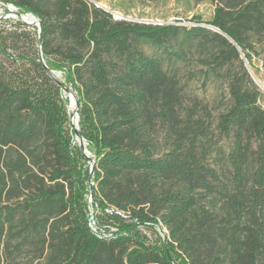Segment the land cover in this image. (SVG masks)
Here are the masks:
<instances>
[{
    "label": "trees",
    "instance_id": "trees-1",
    "mask_svg": "<svg viewBox=\"0 0 264 264\" xmlns=\"http://www.w3.org/2000/svg\"><path fill=\"white\" fill-rule=\"evenodd\" d=\"M0 1L41 21L94 160L36 28L0 19V264H264V109L244 65L264 53V0H209L208 27L117 19L89 0ZM140 42L168 60L197 44L192 77L224 78V109L185 97Z\"/></svg>",
    "mask_w": 264,
    "mask_h": 264
},
{
    "label": "rangeland",
    "instance_id": "rangeland-1",
    "mask_svg": "<svg viewBox=\"0 0 264 264\" xmlns=\"http://www.w3.org/2000/svg\"><path fill=\"white\" fill-rule=\"evenodd\" d=\"M99 4V6L109 10L113 18L137 20L149 23H175L183 26L206 25L214 10V3L205 0L195 2L193 0H89ZM6 8L0 4V14L6 13ZM0 19H8L11 22L18 20L15 17H3ZM9 21H5L8 26ZM30 30H34V25H29ZM138 46L149 55H156L162 60L163 67L168 72H176L180 79L185 97L195 96L202 101V104L211 109L212 115L217 116L228 102V93L226 81L224 78L211 77L203 81L202 77L197 74L192 77L196 67V57L200 52L197 44L185 47L186 56L184 60L172 59L168 60L161 50L155 48L147 42H140ZM264 53L253 56L251 63L248 64L253 77L254 84L259 90L258 104L264 109V67L262 66V57ZM58 71V70H56ZM58 80L64 81L62 72L59 71ZM70 91L76 96L75 91L70 84H67ZM68 92L63 90V96L68 99ZM69 104V99H68ZM70 113H72V110ZM224 145L225 141H222ZM226 146V145H225ZM90 158L91 155L88 154ZM90 162V160H89ZM160 227L155 226L153 229H147L145 232L149 235L151 232L157 231L161 234ZM162 235V234H161ZM36 261H33L35 263Z\"/></svg>",
    "mask_w": 264,
    "mask_h": 264
},
{
    "label": "water",
    "instance_id": "water-1",
    "mask_svg": "<svg viewBox=\"0 0 264 264\" xmlns=\"http://www.w3.org/2000/svg\"><path fill=\"white\" fill-rule=\"evenodd\" d=\"M0 4H2L7 10L5 14H0V18L11 16V17L17 18L18 20L22 21L25 24L34 25L36 27L39 62L44 67V69L46 70L48 75L51 78H53V80L59 86H61L65 92H68V94H67L68 95V99H69L68 108L72 110V113L70 115L71 128H74V130H75L74 131L75 140L79 144L82 153L84 154V156L86 158H88L90 160V170L92 171L93 170L94 160H93V158L89 157V155H88L89 151L86 148V142H85V140L83 138L80 137V135L78 133V126H77L78 125V113H77L78 101H77V97L70 91V89L67 86H65L63 84L62 81L58 80L57 77L59 75V71H56V70H53V69L49 68L48 65L46 64L44 58H43L42 50H41V37H42L41 21L35 15H33L30 12L23 13L20 9H18L12 3H7V2L0 1ZM96 5H99V4L96 3ZM104 9H106V8H104ZM27 17H31L33 20L27 21V19H26ZM244 65H245L247 71L249 72L251 78L253 79L252 73H251L250 69L248 68V64H247V61L245 59H244ZM72 98L74 99L73 104L71 103ZM161 234H164L163 231H161Z\"/></svg>",
    "mask_w": 264,
    "mask_h": 264
},
{
    "label": "bare ground",
    "instance_id": "bare-ground-1",
    "mask_svg": "<svg viewBox=\"0 0 264 264\" xmlns=\"http://www.w3.org/2000/svg\"><path fill=\"white\" fill-rule=\"evenodd\" d=\"M26 19H27V21H31V20H33L31 17H27ZM73 102H74V99L72 98L71 103L73 104ZM71 107H72V106H71Z\"/></svg>",
    "mask_w": 264,
    "mask_h": 264
}]
</instances>
